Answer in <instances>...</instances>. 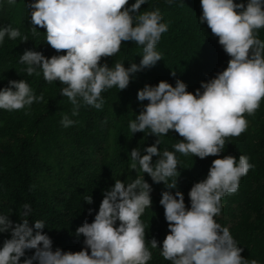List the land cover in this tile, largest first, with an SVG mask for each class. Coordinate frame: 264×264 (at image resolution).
Listing matches in <instances>:
<instances>
[{
	"label": "clouds",
	"instance_id": "9594fccd",
	"mask_svg": "<svg viewBox=\"0 0 264 264\" xmlns=\"http://www.w3.org/2000/svg\"><path fill=\"white\" fill-rule=\"evenodd\" d=\"M6 2L13 5L16 0ZM175 2L165 0L169 6ZM199 2V22L218 38L230 58L227 67L206 82L201 81L194 93L180 79L175 86L161 80L138 90V101L148 103L142 104L136 119L130 122V131L132 135L147 133L156 140L143 148L146 154L137 147L130 151V169L135 170L136 178L129 183L116 179L103 191L94 220H85L76 229V235L84 237L80 251L53 250L52 239L43 232L45 222L30 220L33 209L26 203L20 222L0 214V234H10L0 247V264H148L152 260L149 244L151 249L159 248L170 264H260L242 256L244 249L215 217L222 214V198L235 194L241 178L254 167L246 155L238 159L232 155L219 157L227 139L238 138L248 130L246 116H254L264 100V40L259 38L264 29V0ZM145 4L147 0L131 4L129 0H31L27 4L30 31L37 35L38 28L44 29L45 43L57 55L49 58L41 51L25 49L19 63L26 65L28 76L42 72L48 84L58 81L63 85L60 95L70 101L72 116H78L82 106L102 110V93L113 87L126 90L134 74L163 60L156 46L169 24L163 22L158 7L141 11ZM184 4L185 0H179V6ZM5 37L19 38L21 43L29 41L28 35H22L11 24L0 26V44ZM125 42L142 47L139 64L125 67L123 62H116L110 67L102 63L119 53ZM171 75L175 77L176 72ZM42 102L43 92L36 95L23 79L8 80L0 88V109L8 112L24 111ZM77 122L66 113L60 121L64 128ZM169 133L182 139L173 145L174 151L161 152V137ZM176 153L200 159L218 157L212 161L206 178L190 188V207L185 204L183 192L171 191L177 189L180 176ZM153 157H158L154 164ZM145 174L168 189L159 201L168 226L162 247L155 237L146 238L141 219L152 207L153 188ZM84 201L94 202L91 195ZM93 211L89 209V215ZM28 251L33 254L27 256Z\"/></svg>",
	"mask_w": 264,
	"mask_h": 264
},
{
	"label": "trees",
	"instance_id": "16d2710c",
	"mask_svg": "<svg viewBox=\"0 0 264 264\" xmlns=\"http://www.w3.org/2000/svg\"><path fill=\"white\" fill-rule=\"evenodd\" d=\"M30 2L16 0L15 4L8 5L6 0H0V26L11 24L29 37L26 43H21L19 38L5 37L0 44V88L5 87L8 80L23 79L36 95L43 92L45 99L24 110L29 111L28 115L24 111L0 109V214L10 215L12 221L20 222L23 205L30 204L33 209L30 220L45 222L43 232L52 239L53 250L76 252L83 248L84 240L82 235H76V229L85 220L89 223L94 220L103 191L114 185L116 179L129 183L136 178L137 173L130 169V151L137 147L146 154L143 148L156 140L147 133L132 135L130 131V122L136 119L142 104L148 103L138 101V90L146 84L157 85L161 80L175 86L180 79L188 85L187 90L194 93L201 81L206 82L224 70L230 58L207 25L200 24L199 0H185L182 7L179 0L171 6L165 0H147L141 11L158 7L163 22L169 24V30L156 46L163 60L134 74L126 90L113 87L102 93L105 101L102 110L82 106L79 115L72 116L70 101L60 95L63 85L58 81L48 84L42 72L28 76L24 71L26 65L19 63L25 49L41 51L49 58L57 55L45 43L44 29L38 28V34L32 35L27 7ZM134 2L129 0L130 4ZM259 38L264 40V29L260 30ZM142 55L141 46L125 42L119 53L102 63L114 67L116 62H123L129 67L131 63L139 64ZM172 71L176 72L175 77ZM65 113L78 122L64 128L60 121ZM246 119L248 130L238 138L227 139L219 158L232 155L238 159L246 155L254 167L241 178L235 194L222 198V214L215 219L229 228L237 246L244 249L243 257L264 264V100L256 114ZM181 139L178 134L169 133L161 137L158 147L161 152L174 151L173 145ZM176 156L180 161V176L177 189L171 191L173 194L177 190L183 192L185 204L190 207V188L206 178L212 161L218 157L200 159L180 153ZM157 159L153 157V164ZM145 180L153 188L152 207L146 209L141 219L146 238L155 237L162 247L168 226L159 201L161 193L168 189L163 183H153L147 174ZM90 195L92 204L84 201ZM89 209L94 210L91 215ZM7 238H10L9 233L0 234V247ZM149 249L152 260L148 264H170L161 256L159 248L151 249L149 244ZM32 254V251L26 252L27 256Z\"/></svg>",
	"mask_w": 264,
	"mask_h": 264
}]
</instances>
